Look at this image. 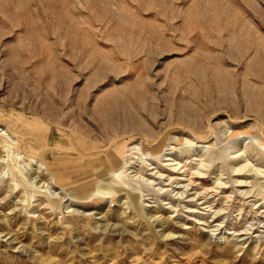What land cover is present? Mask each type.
<instances>
[{"label":"rangeland","instance_id":"rangeland-1","mask_svg":"<svg viewBox=\"0 0 264 264\" xmlns=\"http://www.w3.org/2000/svg\"><path fill=\"white\" fill-rule=\"evenodd\" d=\"M0 264H264V0H0Z\"/></svg>","mask_w":264,"mask_h":264},{"label":"bare ground","instance_id":"bare-ground-1","mask_svg":"<svg viewBox=\"0 0 264 264\" xmlns=\"http://www.w3.org/2000/svg\"><path fill=\"white\" fill-rule=\"evenodd\" d=\"M120 158V153L119 152H117L116 150H115V152L114 151H112V152H107L106 153V155L103 157V158H101V160H100V165L105 169V168H107V167H109V166H111V165H117V163H118V159ZM202 163V162H201ZM203 165V164H202ZM169 166H176L175 164H172V165H169ZM200 167L202 168V169H205L206 168V166H201L200 165ZM120 169H122V167L120 168ZM173 171H175V168L173 167ZM197 176V178H199V179H203L202 178V174L201 173H197L196 174ZM237 175V174H236ZM239 175V174H238ZM194 177V176H193ZM240 183H242V181L241 182H239V186H241L242 184H240ZM221 185L222 184H219L218 183V186L217 187H221ZM131 198H132V200H136V195H131ZM137 207V206H136ZM135 207V208H136ZM216 215V214H215Z\"/></svg>","mask_w":264,"mask_h":264},{"label":"crops","instance_id":"crops-1","mask_svg":"<svg viewBox=\"0 0 264 264\" xmlns=\"http://www.w3.org/2000/svg\"><path fill=\"white\" fill-rule=\"evenodd\" d=\"M117 165H118V163H117ZM117 165H111V168L113 167V168H115V167H117ZM100 167V169L99 170H104V168L101 166V165H99ZM108 168V167H107ZM107 168H105V171H112V170H107Z\"/></svg>","mask_w":264,"mask_h":264}]
</instances>
